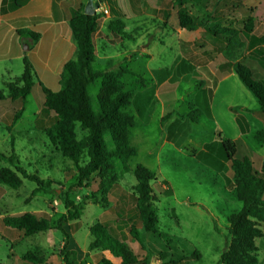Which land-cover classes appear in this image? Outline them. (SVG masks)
Wrapping results in <instances>:
<instances>
[{"label":"rangeland","instance_id":"rangeland-1","mask_svg":"<svg viewBox=\"0 0 264 264\" xmlns=\"http://www.w3.org/2000/svg\"><path fill=\"white\" fill-rule=\"evenodd\" d=\"M209 1L207 9L192 3L186 7L192 17L207 21L211 28H220L233 42L242 39L235 35L234 30L239 28L231 26L230 21H240L251 15L258 21L255 34L264 31V0ZM105 4L109 14H112L111 5L121 15L128 16L125 17L128 25L125 31L129 36L113 35L109 42L115 43V46H108L109 49H105L101 43L97 44L96 52L101 58L93 68L103 71L128 67L135 73L123 78L126 89L134 94L129 107L135 115L130 140L138 155L131 159L130 166L134 170L138 165H143L158 177L157 183H153L158 196L153 202V209L159 217V229L175 243L172 246L177 249L172 254L173 258L181 261L180 264H223L220 258L231 240L228 218L242 208V203L235 197L233 172L230 163L218 153V141L221 135L233 140L242 136L254 153L255 167L259 168L264 162V145L256 144L254 135L257 130L264 129V119L252 112H242L250 124L249 133L242 135L230 110L231 106H239L257 111L259 103L236 74L224 77L219 71V65L226 61L222 51L228 43L216 39L204 27L192 31L182 29L178 18L180 8H173L171 0H141L140 15L134 14L129 0H105ZM167 11L171 13L169 20L165 17ZM219 24L220 27H217ZM123 37L126 38L122 41L124 45H119ZM182 40L191 43L188 57H184L180 50ZM122 46L129 47L128 55ZM245 48L244 43L237 44L233 56L235 62H243V57L247 56ZM206 51H213L214 58L208 56ZM108 55L114 58L104 62L107 59L104 56ZM180 62L191 64L193 71L173 81ZM203 67H207L220 80L212 103V117H208L201 106L202 91L212 86ZM42 84L51 90L54 88L46 81ZM100 84L101 81L97 80L89 86L95 109ZM5 93L7 99L0 102V152L4 155L0 158V168L9 167L16 171V167H20L31 175L39 176L45 183L49 182L56 192L42 191L30 198L37 184L19 173L22 180L19 188L0 185V264H31L24 258L28 252L43 259L42 264H65L66 251L70 253V262L76 264H104L103 257L112 264H121V260L109 252L102 255L95 250L89 251L92 241L90 228L97 222L111 223L117 219V209L124 207L120 195L123 189L131 191L135 184L133 175L123 176L120 180L122 188L113 190V206L108 210L88 199L93 191L100 196L96 185L71 190L75 177L72 173L67 175L66 170L70 168L73 172L72 162L55 151L46 134L36 127L37 121L43 118L41 109L45 99L38 78H35V87L21 118L14 125H11L14 114L23 104L21 100H12L7 89ZM138 110L142 112L141 115ZM194 118L197 122L193 121ZM77 132L81 137L79 126ZM209 157L210 162L207 161ZM163 181H167L172 188V195L162 194L166 186L163 185L160 190L158 184ZM66 193L76 204L84 207L80 219L61 224L68 233L66 248L63 246L65 236L61 231L24 236L2 222L5 216L31 212L58 223L66 212L60 195L65 196ZM131 208L133 204L129 202L127 209ZM133 223L141 228L140 223ZM129 224L124 229L128 235L126 244L131 259L143 260L148 250L157 254L167 248L164 240L148 233L144 237L143 249L129 234ZM261 242H257L261 247L258 260L259 264H264V246ZM194 249L200 252V259L186 261L182 258L189 256ZM162 262L158 256L151 260V264Z\"/></svg>","mask_w":264,"mask_h":264},{"label":"trees","instance_id":"trees-1","mask_svg":"<svg viewBox=\"0 0 264 264\" xmlns=\"http://www.w3.org/2000/svg\"><path fill=\"white\" fill-rule=\"evenodd\" d=\"M13 1L14 8H19L30 0ZM209 2V0H171L173 8H180L178 18L182 29L192 31L198 27H204L216 39L229 44L223 47L222 53H224L226 61L219 65V71L223 75L235 73L260 106L257 111L243 109L239 106L230 107L241 134L246 135L249 133L250 124L242 112H252L257 117L264 119V76L262 73L264 72V31L261 34H255L258 21L251 15L240 21H230L231 26L239 28V30H234V33L242 39L240 42L239 39L233 42L220 28H211L207 21L192 17L186 7L187 4L192 3L207 9ZM134 9L136 14H141L139 5H134ZM248 12H252V10H248ZM103 16L105 15L102 12H96L93 15L86 14L83 9L75 10L72 13L69 25L76 45V52L63 67L58 91H53L39 82L45 96L41 114L48 120L41 118L42 120L37 121L36 127L46 134L55 151L72 162L73 172L70 168L66 170L67 175L72 173L75 177V182L70 189H87L96 185L100 196L98 197L93 191L89 193L88 199H92L102 208L108 210L113 206L111 194L115 188L121 187L120 180L123 176L132 174L134 177L135 184L131 191L123 189L120 195V202L124 207L121 206L117 209V219L111 223L97 222L91 226L92 241L89 251L95 250L102 255L104 252H109L114 258L120 259L121 264H151V260L155 256L163 261L162 264H180L181 261H176L172 255L176 253L177 248L172 246L175 243L168 234L159 229V217L153 209V202L158 199L153 186V183L158 181L156 173L143 165H138L134 170L130 166L131 159L138 155L137 149L130 140V131L135 126V115L129 110V107L134 94L126 89L123 78L126 75H135V73L128 67L103 71L93 68L94 63L98 61L95 36ZM165 17L166 20H169L171 13L167 11ZM108 27L115 37L129 36L126 35V24L120 18L111 20ZM217 27H220V24ZM20 33L30 35L31 45L40 39L38 33L31 31ZM125 40L124 37L121 39V41ZM242 43L246 46L247 56L243 57V62L241 60L235 62L233 56L236 53V46ZM190 44L184 40L180 42L184 57H188ZM206 54L211 58L215 56L213 51H206ZM23 61L22 75L0 86V102L7 99L5 93L7 89L12 100H21L23 104V107L15 112L11 125L21 118L27 99L35 87V78H37L32 63L26 57ZM202 70L211 80L212 86L202 91L203 103L201 106L207 116L212 117L211 105L219 78L212 74L207 67H203ZM192 71L191 64L180 62L173 81ZM97 80H100L101 84L95 109L89 94V86ZM138 114L141 115L142 112L138 110ZM193 121L197 122V119L194 118ZM78 126L82 133L81 137L77 132ZM254 140L259 146L264 145V129L256 131ZM218 153L230 163L234 178V194L237 200L242 203V208L228 218V233L231 240L222 253L220 261L223 264H259L258 252L261 247L257 242L261 240L260 244L264 246V162H261L259 168L255 167L254 153L242 138L233 140L221 135L218 141ZM3 157L4 155L0 152V158ZM210 160L211 157L207 159L208 162ZM18 173L23 178L37 184L30 198H34L42 191L56 192L49 182L45 183L39 176L31 175L20 167H16V171L9 167L0 168V185L19 188L22 185V180ZM163 185L166 188L162 190ZM158 187L162 190V194H173L167 181L158 184ZM60 199L66 212L61 215L58 223L31 212L5 216L2 222L5 226L18 230L24 236L51 230L61 231L65 236L63 246L66 248L68 233L61 224L80 219L84 207L71 200L67 193L65 196L60 195ZM129 202L133 204V208L130 210L127 209ZM135 221L140 223L141 228L136 227V224L133 223ZM127 224H129V234L134 241L140 243L143 249H145L144 237L148 233L159 240H164L167 248L158 251L157 254L148 250L143 260L131 259L126 244L128 235L124 229ZM69 255L68 251L64 252L65 264H76L70 262ZM24 258L31 264L43 263V259L37 257L33 252L26 253ZM182 258L186 261L191 258L200 259L201 254L194 249L189 256ZM102 261L104 264H112L104 257ZM187 264L189 263L187 262Z\"/></svg>","mask_w":264,"mask_h":264},{"label":"crops","instance_id":"crops-1","mask_svg":"<svg viewBox=\"0 0 264 264\" xmlns=\"http://www.w3.org/2000/svg\"><path fill=\"white\" fill-rule=\"evenodd\" d=\"M139 1L129 0L135 15H139L134 9V5H139ZM87 2L88 0H30L22 7L14 8L13 0H0V86L22 75L23 60L26 57L32 63L39 82L46 81L48 85L54 87L53 91H58L63 67L76 52L69 21L75 10H85ZM101 7L107 8L105 0L102 1ZM112 7L110 5L112 14L103 16L95 36L96 49L97 44L100 43L105 49L108 46H115V43L109 42L113 36L108 27L111 20L120 18L124 20L126 28L128 27L125 18L128 16L121 15L116 8ZM19 31L38 33L40 39L31 45L30 35L28 33L21 34ZM119 45L124 44L121 41ZM122 48L128 55L129 47L122 46ZM97 56L98 59L101 58L100 55L97 54ZM104 57L107 58L103 60L104 62H109L111 58H114L109 55ZM131 58L129 57V59ZM233 74L235 73H227L223 76L227 77Z\"/></svg>","mask_w":264,"mask_h":264},{"label":"water","instance_id":"water-1","mask_svg":"<svg viewBox=\"0 0 264 264\" xmlns=\"http://www.w3.org/2000/svg\"><path fill=\"white\" fill-rule=\"evenodd\" d=\"M99 2L100 1L88 0L84 12L89 15L95 14L96 12H98L97 8H99Z\"/></svg>","mask_w":264,"mask_h":264},{"label":"built area","instance_id":"built-area-1","mask_svg":"<svg viewBox=\"0 0 264 264\" xmlns=\"http://www.w3.org/2000/svg\"><path fill=\"white\" fill-rule=\"evenodd\" d=\"M97 1H100L99 2V8H97V11L98 12H102L104 15H108L109 14L108 9L101 7V3H102L103 0H97Z\"/></svg>","mask_w":264,"mask_h":264}]
</instances>
